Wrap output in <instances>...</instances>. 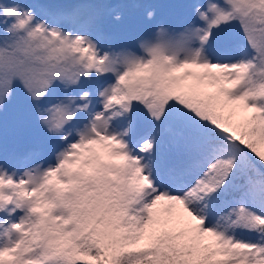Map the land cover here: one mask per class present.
I'll return each mask as SVG.
<instances>
[{
    "label": "snow or ice",
    "instance_id": "snow-or-ice-1",
    "mask_svg": "<svg viewBox=\"0 0 264 264\" xmlns=\"http://www.w3.org/2000/svg\"><path fill=\"white\" fill-rule=\"evenodd\" d=\"M196 12L200 26L161 28L138 54L102 51L86 33L0 4L12 21L0 44V103L16 79L39 101L56 82L113 77L97 89L100 107L88 90L38 109L65 141L77 112L87 116L55 165L41 161L19 177L0 167V217L23 213L0 234H19L0 244V264H264V82L250 77L253 69L264 77V0H209ZM65 18L93 19L86 7ZM233 21L252 55L213 62L205 51L213 29ZM140 110L162 127L133 140ZM237 229L255 238H237Z\"/></svg>",
    "mask_w": 264,
    "mask_h": 264
},
{
    "label": "rangeland",
    "instance_id": "rangeland-1",
    "mask_svg": "<svg viewBox=\"0 0 264 264\" xmlns=\"http://www.w3.org/2000/svg\"><path fill=\"white\" fill-rule=\"evenodd\" d=\"M36 0H0V4L7 6L19 5L21 10L30 9L34 14L37 21H43L50 27H59L65 32L71 30L73 32L86 33L96 41L97 46L102 51L119 50L121 48H130L138 54H142V50L139 47V42L145 38L155 39L157 33L161 28L165 29L169 33H180L188 25L194 23L196 26H200L203 22L200 20L196 9L197 5L202 8H206L209 0H188L184 3L182 0H137V6H131L127 2L132 3L134 0H100L102 11L106 12L109 19L106 22H102L99 16L101 10L97 9L99 1L95 3V8L91 10L93 17L92 21L88 24L72 23L65 18V14L73 10L75 5L74 0H58L59 2L53 3L54 9H59L60 12L55 15L51 12L47 1L51 0H37L40 3L45 2L38 8L35 6ZM89 0H82L77 4L90 5ZM68 5L65 12L63 6ZM123 5L128 6L133 12L125 13L122 10ZM43 10H42V9ZM149 9V10H147ZM146 10V11H144ZM154 11V15L149 18V13ZM115 15H120V21L134 19L137 17V24L128 27L127 23L122 22L121 28L112 29L110 20ZM176 20L174 21V19ZM3 27L0 24V42L8 40L9 36H4ZM233 26L228 24H222L220 27L213 29V35L210 38L208 44L205 46L206 54L212 58L213 62H233L241 58H248L252 55V50L243 41L242 30L234 32L231 38V31ZM220 33L222 34L220 37ZM10 35V34H9ZM224 38L226 41H223ZM10 42V41H8ZM174 51V50H173ZM171 54V51L169 52ZM180 55H184L181 53ZM264 77L258 74L252 76L251 79L254 82H261ZM111 75L97 77L93 72L90 78L81 77L80 81L76 85H69L65 87L61 84L53 93L51 90L40 101L45 104H56L63 101L67 103L66 97L75 96L79 97L83 92L91 90V96L95 107H100L98 104L97 89L103 83L108 80H112ZM243 87V86H242ZM39 107L45 108L40 104ZM80 103L76 100L73 104ZM48 106V105H47ZM142 110L134 113L137 127L133 132V140L137 137H142L146 132L155 130L162 125L154 126L152 122L147 118V115L141 114ZM143 113V112H142ZM144 116V117H142ZM87 121V116L84 112H77L75 118L65 126L64 132H71L68 141L62 140L63 133H53L48 130L46 126L35 139H19V135H15L11 140L5 144H0V167L5 169L10 175L14 174L16 177L21 176L26 169L34 167L43 161V167L48 165H55L57 163L56 153L65 148L69 141L77 139L76 129H82ZM158 150H167L166 138L161 139L157 143ZM6 194H12L13 189L7 187L4 189ZM10 192V193H8ZM16 197L13 196V201ZM11 210L15 207L14 203L7 205ZM27 207V202L25 203ZM261 211V209H257ZM23 213H11V220L5 222L3 217H0V234L5 233L8 228V223H19L20 215ZM264 214V212H262ZM27 227V225H25ZM237 238L240 239H254L255 234L249 233L244 230L237 229L234 233ZM19 239V234L15 231L7 235H0V244L6 242H15ZM27 243V240H26ZM39 251V250H37ZM35 253L26 252V256H33Z\"/></svg>",
    "mask_w": 264,
    "mask_h": 264
},
{
    "label": "trees",
    "instance_id": "trees-1",
    "mask_svg": "<svg viewBox=\"0 0 264 264\" xmlns=\"http://www.w3.org/2000/svg\"><path fill=\"white\" fill-rule=\"evenodd\" d=\"M182 1H184V3L187 2V0ZM4 20L5 18L0 16V24L5 28L12 23V21L9 20L6 24ZM228 25L233 26L230 33L232 38L234 35L233 33L240 30L241 27L238 21H233ZM2 34H4V36H9V33L4 30ZM221 35L220 33V37ZM221 39L226 41L224 38ZM3 43L4 42H0V44ZM261 82H264V78ZM60 85V82H56L50 90L52 91L54 89V91H56ZM38 109H43L39 107V101L33 99L24 84L19 79H16L13 82L10 97L4 99L2 103H0V144H7L15 135H20L21 137H35L45 126L40 120V112ZM142 112V115H146V113Z\"/></svg>",
    "mask_w": 264,
    "mask_h": 264
},
{
    "label": "clouds",
    "instance_id": "clouds-1",
    "mask_svg": "<svg viewBox=\"0 0 264 264\" xmlns=\"http://www.w3.org/2000/svg\"><path fill=\"white\" fill-rule=\"evenodd\" d=\"M198 7H200V6L197 5V8H198ZM150 13H151V15H149V18H151V17L154 15V11H152V12H150ZM117 18H119V17H117ZM257 73H258V69H253V70L251 71V73H250V77L257 75Z\"/></svg>",
    "mask_w": 264,
    "mask_h": 264
}]
</instances>
